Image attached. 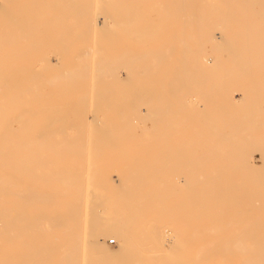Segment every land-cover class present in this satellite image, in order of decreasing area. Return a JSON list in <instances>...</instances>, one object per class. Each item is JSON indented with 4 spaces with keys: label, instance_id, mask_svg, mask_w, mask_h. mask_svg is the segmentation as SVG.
Here are the masks:
<instances>
[{
    "label": "bare ground",
    "instance_id": "6f19581e",
    "mask_svg": "<svg viewBox=\"0 0 264 264\" xmlns=\"http://www.w3.org/2000/svg\"><path fill=\"white\" fill-rule=\"evenodd\" d=\"M51 1L52 0L46 1L44 4H45V6H48L50 8L51 12L52 11L55 12L56 11L55 9L57 7L58 8L61 7L58 5L59 0H58V2H56L57 0H53V2H51ZM60 1H62V0H60ZM170 1L173 2V0H170ZM183 1L184 0H181L182 3H183ZM246 1H247L246 2V4H247L248 0H246ZM13 2L15 3L14 0H13ZM17 2L18 1H16V3ZM32 2H34V0H32ZM77 2H75L76 4L74 2L70 3V4H68L69 2H65V4H63L64 9L62 8L63 6L60 9L66 10L67 11V12H65L66 14L70 13V12L72 14L77 13V12H79V13L84 12V10H85L84 3L80 4V6H78ZM166 2H167V0H165L164 3H166ZM169 2H167V3H169ZM195 2L193 3L194 5H195ZM228 2L229 1H227V4H228ZM254 2H255V0H254ZM262 2H263V0H262ZM3 3H4V1H3ZM35 3H36V0H35ZM102 3H104V7H105V5H107V2H102ZM182 3H180V4H182ZM250 3L252 4V1H250ZM115 4L117 5V2ZM188 4H190V2H188ZM188 4L186 3V6ZM251 4L249 6H251ZM3 5L4 4H2V6ZM261 5L259 6L260 8H261ZM29 6H31V5H28L27 7L29 9H31ZM164 6H167V5H164ZM184 6L181 5L180 9L183 10ZM5 7H4V11H5ZM227 7H228V5H227ZM22 8H20V9H22ZM87 8L89 9V7H87ZM166 8L167 7H164L163 9H165V11H166ZM173 8H175V7H173ZM20 9H18V10H20ZM60 9H58V11H60ZM112 9L106 8L108 16L106 18H103V21H102L103 26L104 27L109 26V25H112L114 23V25H113V27H114L115 24L118 23L117 21H119V20L122 21V23L125 26V23L128 21L126 18L127 16L126 17L123 16L127 20L126 22H123L125 19L124 20L120 19V18H122V15H123V14L121 15L122 10H120L118 7L116 9H114V8H112ZM1 10L3 11V9H0V11ZM6 10H8V9H6ZM132 10L133 9H131V11ZM181 10H178V11H180V13H181L182 12ZM191 10H192V7H191ZM194 10H196V9H194ZM72 11H75V12L73 13ZM142 11L143 10H141V12H140L141 14L143 13ZM196 11H194L195 16L197 13ZM261 11H262V9H261ZM126 12H127V10H126ZM170 12H172V10ZM183 12H185V11H183ZM190 12H192V11H190ZM212 12H213V10H212ZM59 13L58 14L56 13V14L59 16ZM133 13H135V12L133 11ZM140 13H138V14H140ZM213 13H215V12H213ZM222 13L223 12H221L220 14H222ZM262 13H261V15H262ZM56 14L53 13V15H56ZM141 14H140V16H142L144 13L142 15ZM165 14L167 15L166 12H165ZM53 15L52 16L50 15L47 17H42V18L34 15V17L30 16V17L24 18V19H30L27 21L25 20L24 22H29V21L31 22V20L36 21L37 23L43 22V24L41 23L39 25V23L38 24L36 23L37 24V26H36L34 23V25L36 26V28L41 27L42 30H43V28H44V30H46L45 34L40 35L37 33H35V34L32 33L33 35H30V36L28 35L30 38H31V36L32 37L34 36V39L33 40L30 39V42L28 39V41H27L28 43H26V44H35V45H38V44L45 45L46 44L49 46L56 47L55 51L57 49L58 53L60 54V58L62 59L64 65L66 66V68H68V70L64 71V66H62L59 63L57 64V66L53 64L54 65L53 67L55 69H57L56 67H58V65H59V67L62 66L61 70H54V68H52L51 64H49V61L47 63V60H46L47 57L46 58L45 57H42V58L39 57V59H38L39 64H36L35 60H34L35 62L34 61L32 62L31 59H24V58H26L27 55H30L29 52L33 53V50L30 48H29L30 49L29 51H27L28 49L26 50L27 52L23 51L25 53V56L23 55V59L21 58L22 60L20 62L14 61V57L9 56V49H6V48L3 49L2 52L7 53V55L0 57V110H2V112H4L3 113L4 118H3V120L0 121V264H117V263L118 264H136V263H143V254L142 255L138 254V251L136 249L137 248V242H138V244H143L145 241H148V240H158V236H157L158 230L161 229V226H163V227L168 226V224H167L168 220H165L161 224L155 223L156 222L155 220L157 219V217H160L161 214L163 215V213L166 212V211L165 212L163 211V210H165V208L168 210V212H170V211L174 212L175 210L177 211L179 209L178 213H181V215H179V216L176 214L175 215L176 217L173 216L174 218H172V219H171V216H170V218L168 217L170 219L172 225L178 224V226H179L181 223H183L184 225H187L186 222L190 223L192 221V224H193V226L191 225V227L193 228V230L191 232V235H192L193 232H199V233L202 232L201 231L202 229L201 230L199 229V226H201V224H199V223L201 221H205V222L207 221L208 222L209 220L210 221L215 220L216 222L218 221V223H221L222 221L219 222V220H222L224 217H228L230 215V214H228V216L227 215L218 216V214L216 215V213L219 212V209H220V211H222L221 206L219 207L218 203H219V205H221V203H222V206L224 204V206H223L224 207V209H223L224 213L227 211L229 212V210H231V211L235 210L234 208H231V206H233V205H231L232 203H229L227 200L222 201L224 199L223 197L226 198L227 195L225 196V194H220V193L215 191V192H212V194H210V195H205L206 197H209V200H208L207 198H205V196L201 197L202 195H200V192L202 189L207 188V186H209L210 188H214L216 184H217V186H219L221 188L223 187V189H231V188L235 187L234 185H231V184H238V185H240V184L247 185L248 184L247 187L249 186V184H252V185L253 184L254 185L259 184L258 185V186H260L259 188L261 190L263 188L262 192L264 191V186L261 187V185L264 184V174L262 176H260V175L258 176V175H256V173L253 170H250L247 166L249 159H250L249 157L253 156L252 152H254V151L260 152V154H261L260 166L262 167V170L264 173V142H262V141L257 142V140L255 142V139L260 138V140H262L264 138L259 137V135L257 136V138L249 136L250 133L248 134V132H247L249 130L248 128L250 127L249 125H254L257 122L256 121L257 119L252 120L251 115H253V114L249 113L248 111L245 112L244 110H242V111L240 110V113L239 112L236 113L237 116H235V118L240 119V120L242 119L243 121H241V122L237 121V122H235V124L233 122H231L234 124V126L238 124L237 127L242 125L243 127H240V129L245 131V133H246V136L244 138V142H242V144L236 145L235 141H233L234 144L230 145V147H232V148H239L242 150V151L237 152V153H232L233 150L231 151L228 148H226L228 151L222 148L223 144L225 142H227V140L230 138V136L225 135L224 137H221L222 135H220V131H218L219 129L218 130L215 129L216 124H218V123H215L213 120L212 121H213V124L215 125V127H212L210 130H212L214 132V134L217 133V136H219V137H217V139H218V144H216L217 147L211 146L207 150L200 152V151H196V149H194L195 147L193 146L194 145L193 144L194 142H193V143H191V145L193 144L192 145L193 147L190 145L185 146V147H180V149H178L177 151H175L172 154H169V153H157V154H155V153H152L153 151L149 152L148 151L149 149L144 145L143 149L144 150L148 149V150H145L144 153H138V154L136 153L134 155H131V152L134 151V149L132 148V145H130L129 147H131V148H129V151H131V149H132V151L130 153L127 149L128 147H126L128 154H127L125 149L123 152H126V153H122V151H120L121 153L118 152V150H120V148L123 146V145L121 146L119 144L120 140L124 141L128 137L129 139H132L131 144H132V142H134L136 140V139L133 140L136 137L132 136L134 134V132H136L135 129L133 128L130 130L127 126V123L129 124L128 118L130 117V114H131V116L141 115L139 113V111L141 110L142 107L137 108L135 103H131V105L128 104L127 106L126 105H116V104H118L116 102H120L124 97L118 98V96H115L114 93L111 94L110 92H107L105 94L104 90L106 88H107L106 91L108 90V86L110 85L111 82L106 81L105 78L103 79L106 71L101 72L100 70H102V69H109V70L113 69V70H115V69H119V68L120 69L121 68H128L129 64L132 65L135 60H139V59L143 60L144 57L146 58L147 55H144V53L140 54V53H136V52H124V53L120 54L121 55L120 57L116 56L117 59H122L124 61V64L116 65V66H114L113 63H110V59L111 60L114 59L113 58L114 56L112 58H110V56H108L109 58H104L103 56H102L103 58H100L101 57L100 56V57H98L99 58L98 60L95 59V62L98 63L97 67L100 69L98 73L93 74V72H92L93 69L91 70L92 67H90L89 72H92L93 75L88 72V74L87 73H85V74L81 73L79 75L81 77L78 76L80 79H83V81H85L86 78H87V80L89 78L90 79L93 78L94 81H92V82L90 81L89 83L93 84L92 86H95V84L99 86L98 90L101 93V94H99V97L95 96L98 94H96V92L94 91L95 87L91 86L92 92L93 91L95 92L92 94H94V96L97 97L96 100H95V97L93 98L94 102L93 101L92 102L94 104L91 106V108L93 110V114H94V120L96 121L97 126L95 128H94L95 125L89 126V128L90 127L94 128L93 130L91 129V132H93V136L90 135L91 137H89L90 143H88V141H85V138H83V137L75 138V137L64 136V133H66V128L74 126L73 128L76 130L75 127L78 128L79 126H82L83 124H84L83 126L88 128L87 127L88 125H86V123L87 124L90 123V120H89V122L85 123L88 116H87V111L84 112V110L87 107L86 105L89 104L88 102L86 104L85 101H86L87 97H85V96H87V94L91 95L90 92L88 93V91L86 90V88H87V86L85 85L86 82L82 81L83 83H80V84L85 83L84 87H86V88H84L83 85H82V88H79V89H78V87H80V86L74 87V88H77L78 90L84 88L85 92L83 91L84 89L82 91H78L76 89V91H75V89L73 87H71L72 85H70V84H69L70 87L68 86V88L66 87L68 84L65 86L67 89L64 87V82H65L64 78H67L68 76H70V78H71V76H72L73 80H80L79 78H76V77L74 79L73 73H71V72H74L75 75L76 74L78 75L79 72H77V70H79L80 67H82V69H84L83 66H80L78 63H80V60H82L83 56L85 57L87 55H90L91 52L93 53V51L91 49L92 46L90 48V50H91L90 54L88 53V50H86V49H88V47L86 49L83 48L82 50L85 49L86 51H82L83 52L81 54L82 57H80V56L76 57V58L80 57V60L78 59L79 62L75 58V56H73V57L69 56L67 53H70L71 48L68 47L70 50H66V48L68 46L67 44L70 43L67 40L73 36V34H74V33H72L73 30H69L70 25L68 26V24H66L67 26L64 25L63 23H61L63 25H58V26L50 24L52 20H54L57 23V20L59 19V17H56L57 15L55 17ZM162 15H164V11L162 12ZM62 16H64V12H63ZM145 16H147V15H145ZM178 16H179L178 18H180V15H178ZM64 17H66V15ZM64 17H61V19ZM82 17H83V15H82ZM197 17H199V16H197ZM223 17L225 18L226 15L222 16V18ZM228 17H231V16H228ZM1 18L2 17H0V19ZM56 18H58V19H56ZM132 18H133V16H132ZM147 18H148V16H147ZM165 18H166V16H165ZM200 18L201 17H199V19ZM2 19H3V21H5V20L8 21L7 19H9V18L4 17ZM16 19H18V18L17 17L15 18V22L20 20L21 18H19L18 20H16ZM185 19L186 18L184 17V20ZM194 19L192 17V19H190V20H194ZM113 20L115 22H113ZM131 20H134V19H131ZM142 20H141V23H142ZM196 20L197 19H195L194 21L196 22ZM200 20H202V19H200ZM209 20L212 21L211 18ZM260 20H258V22ZM12 21H13V19H12ZM54 21H52V22L55 24ZM120 21L116 27H118L120 25ZM165 21H167V20H165ZM24 22H21V24ZM131 22L132 21L129 20V23L127 22L126 25H128V24L130 25ZM143 22H144V20H143ZM149 22H152L150 17H149ZM149 22H148V24H149ZM155 22H157V21H155ZM195 22H193L194 25H195ZM227 22H228V20H227ZM261 22H262V20H261ZM170 23L172 24V21H170ZM175 23L172 27L170 26L171 24L168 26H170L171 28H174L175 31H176V29L178 31V28L174 27V26H176L177 23H179V22H177V20H176ZM190 23L192 24V21H190ZM144 24H147V21ZM153 24L154 23H152V25ZM141 25H143V23ZM33 26L28 27V28L31 27L30 31H32V32H33V29H32ZM134 26H135V24H134ZM140 26H139V28H140ZM238 26H239V24H238ZM3 27L15 29V28H22V25H19V24H17V25H3ZM137 27H138V24H137ZM149 27H147V25L144 27V28H147V31H145L146 29L144 30L143 27H141L139 30H142V28H143V31H145L144 35L147 36V34H149V32L151 30V28H149ZM188 27H189V25H188ZM219 27H220V25H219ZM219 27L217 30H219ZM56 28L60 29L59 32H57L58 30H56V31H54V33L55 32H57V33L51 35L50 34L51 32H49V31L53 32V29H56ZM183 28H186V26ZM72 29H73V27H72ZM192 29H195L194 26ZM139 30H137V31L134 30L135 33L137 32L138 36H140V34L142 35V33H143L142 31H141L142 33L141 32L139 33L138 32ZM180 30H183V29H180ZM214 31L216 32L215 28H214ZM242 31H244V30H242ZM27 32L30 33L29 30L26 31V33L22 34L23 36L21 35L22 38L24 37V35H26L25 37L28 38ZM10 33H11V31H10ZM128 33L129 32H127V34ZM135 33H133L134 35H132V34L131 35L129 34V35L136 37ZM210 33H211V31L209 32V35H210ZM244 33H245V31H244ZM262 33L264 34V32H262ZM7 34H9V33H7ZM174 34H176V32H174ZM191 34H190V36H191ZM198 34L200 35V33H198ZM211 34H214V33H211ZM223 34H224V32H223ZM229 34H231V32ZM13 35L15 36V32H14V34H12V33L9 34L11 39L14 38ZM188 35H186V37ZM192 35H194V34H192ZM209 35H208V37H209ZM224 35H226V34H224ZM233 35H234V33H233ZM83 36H85V35H83ZM149 36H152V34H150ZM228 36L229 35L227 33V37ZM6 37H7V35H6ZM171 37H173V34L171 35ZM171 37L170 38L167 37L168 39H166V41L164 40L165 42H167V45L169 44L168 40H170ZM183 37L185 38V36H183ZM183 37H181V38H183ZM213 37H216V36H213ZM238 37L240 38V36H238ZM17 38H18V36H17ZM74 38H77V36ZM74 38H71V39H74ZM174 39H175V37H174ZM178 39H179V41L181 40L180 43H182V45L186 44V42H187V41L184 42V40L182 41V39H180V37ZM17 40L22 41L21 37ZM192 40H193V38H192ZM217 40H219V39H217ZM234 40H236V38ZM255 40H258V38L254 39V42L251 41V43H255ZM263 40H262V42L264 45ZM8 41L0 40V44H8L10 42H11V44H13L15 42L14 39L12 41H10V40H8ZM222 41H225V40H223V38H222ZM24 42L25 41H23V43ZM31 42H33V43H31ZM160 42L161 41H159V43ZM215 43L218 44L217 41H215ZM246 43H247V41H246ZM64 44H65V46L67 45L65 47V49H64ZM221 44H223V43L221 42ZM221 44H219V45H221ZM165 45H166V43H165ZM236 45H237V47H239L238 44H236ZM253 45L254 46L251 47L254 49V50L252 49V52L257 51L254 48L256 45L255 44H253ZM49 46H47V47H49ZM200 46L201 45H199V47ZM216 46L218 49L216 48ZM216 46L214 44V49L216 48L215 50H217L216 53L220 52L219 46L218 45H216ZM222 46L223 45H221V47ZM244 46H246V45L244 44ZM250 46H251V44L249 43V47ZM47 47H45V49H41V51L39 50V48L36 50H39V53L40 52L42 53V50H43V52L45 53V50L47 49ZM201 47H203V46H201ZM257 47L258 46H256V48ZM262 47H261V49H262ZM50 48H52V47H50ZM174 49H175V46H174ZM263 49L261 51H263ZM48 50H49V48H48ZM48 50L46 51V53L48 52ZM51 50H54V48H52ZM248 50H250V48ZM66 51H67V53H66ZM168 51H169V49H168ZM170 51H172V49ZM245 51L247 52V50H245ZM258 51L260 52L259 47H258ZM164 52L165 51H163V53ZM26 53H27V55H26ZM52 53H54V52L52 51L51 54ZM51 54L48 57H52ZM136 54H138V55H136ZM165 54H167V53H165ZM245 54L243 56L246 57L247 54L246 55ZM54 55H56V54H54ZM232 55H233V53H232ZM216 56H218V54H216ZM216 56H215V58H217ZM229 56H230V54H229ZM250 56H251V54H250ZM259 56H260V54H259ZM95 57H97V56H95ZM206 57H208V56L206 55ZM206 57L203 54L200 56L201 62H202V64H201L202 68L203 67H205V68L209 67L208 66L209 65V59H207ZM238 57H241V56H238ZM254 57H253L252 63L254 62ZM88 58H89V56H88ZM116 58L114 59L115 61H116ZM229 58L230 57L227 58V61L229 60ZM53 59H55V58H53ZM241 59H242V57L240 58V60ZM73 60H75L80 67L74 65L72 62ZM90 60H91V63L93 62V65H94V57H93V61H92V59H90ZM114 60H113V62H114ZM147 60L148 59H146V61ZM160 60H162V59H160ZM244 60H243V62H244ZM247 60H248V58H247ZM249 60H252V59H249ZM260 60H261V58H260ZM58 61L59 60H57V61L55 60L54 63L56 64V62H58ZM212 61H213V59H212ZM233 61L235 62V60H233ZM236 61H239V60L237 59ZM256 61H257V58H256ZM42 62H44V63H42ZM59 62H61V60ZM220 62H222V61H220ZM259 62H261V61H259ZM109 63L113 66H110ZM215 63H218V62H215ZM239 63H240V61H239ZM252 63H251V65L254 66V63L253 64ZM222 64H223L222 67H224V62ZM89 65H90V63H89ZM239 65L237 64V66L233 68L234 72H235L234 69L239 70ZM242 65H244L243 66V72L244 71L246 72L247 68H249V65H250L249 62H245ZM142 66H144V65H142ZM142 66L140 68H142ZM234 66H235V64H234ZM86 67H87V65H86ZM178 67H180V66H178ZM216 67H218V65ZM50 68H52V70H50ZM74 68L77 70H75ZM130 68H131L130 69L131 73H129V74H130L131 78L133 76H134V78H136L137 76L139 78V76H140L143 79V77L146 75L158 73V72H154V71H156V66H155V70H154V68L151 69V66H150V68L148 67V68H143V69H139V70L137 68H134L133 65ZM158 68H161V67H157V69ZM71 69H73V70H71ZM176 69H178V68L176 67ZM152 70H154V71H152ZM198 70H199V68H198ZM202 70H204V68ZM231 70L232 69H230V72H231ZM263 70H264V68H263ZM80 71H82V70H80ZM167 71H168V67H166V71L164 69L163 70L160 69L159 74H161L163 77H165L164 80H166V76L168 74ZM170 71H172V70H170ZM109 72H111V71H109ZM179 72H181V70ZM237 72L240 73V71H237ZM185 73H186V75H184V76L189 78L191 73L189 72L190 73L189 76H187L186 71H185ZM203 73H204V71H203ZM257 73L258 72L256 71V74ZM260 73H261L260 76L263 77L264 72H263V74H262V72H260ZM117 74H116V76H117ZM155 74H153V75H155ZM179 74H181V73H178V72H174L173 74L171 73L172 76L174 75L173 76L174 78H172V76H171V78L173 79V82H174V80L176 82V79H178V78L180 79L182 74H181V76ZM94 75H97V76H94ZM111 75H112V72H111ZM176 75H178L179 77L176 78L175 77ZM197 75H198V73H197ZM202 75L206 76V77H203L206 79L210 76V75L207 76L206 73H204ZM229 75H230V73H229ZM252 75H254V73ZM260 76H257L256 79H254V81H257V79L259 80ZM111 77H113V76H111ZM117 77L120 78L119 75ZM254 77H255V75L253 76V78ZM114 78L117 80V78L115 76H114ZM114 78H112L113 79V86H115L114 81L115 82L118 81V80L116 81ZM138 78H136V79H138ZM247 78H248V80L250 79V81H253L251 75H250V78L249 77H247ZM112 79L108 78V80H111V81H112ZM181 79H183V78H181ZM233 79H236V78L234 77ZM233 79H230L231 83H233V81H232ZM32 80H39L42 86H45L46 88H48V91L45 93V101H42L41 99H39L37 97H33L32 100L29 103H27L26 100L24 99L23 93H24V91H26V90H24L25 89L24 85H27L28 82H30ZM164 80H163V82H164ZM184 80L183 81L181 80V82L186 81V80L185 81ZM189 80L190 79H188V81ZM204 80L205 79H203V81ZM238 80H240V79H238ZM238 80L236 79L237 84L241 83L244 85L243 87L247 86V84H248L247 79H245L246 80L245 82L247 84H244L245 83L243 81L244 79H242V82L241 81L239 82ZM128 81H130V79ZM168 81L165 82L164 86L160 85L163 87L162 88L163 93H164V90H165V92L168 91V90L166 91V89H165L166 85L168 84ZM227 81L229 83V80H227ZM75 82H77V81H74V84H75ZM78 82H80V81H78ZM119 82H120V79H119ZM119 82L116 83L118 86H119V84H118ZM122 82L124 83V81H122ZM131 82L135 83V81L134 82L131 81ZM138 82H139V80H138ZM173 82L171 80V83L173 84V86L174 85L177 86L180 83L179 82V83L175 84ZM123 83H121V84H123ZM125 83H127V82H125ZM252 83H254V82H252ZM74 84H73V86H74ZM77 84L79 85V83H77ZM229 84H228V86H229ZM259 84L262 85L261 82H259ZM204 85H205V83L203 84V87H204ZM234 85L232 87L230 86L231 89L234 87ZM251 85L252 84H250L249 88L252 87ZM110 86L112 87V83ZM122 86H124V85H122ZM213 86H211V88H207V90H205V92H204L205 93V99H206L205 105H207L208 109L206 110L204 107L203 110H206L205 111L206 113L209 112V110H210L209 116H206L208 113L205 114L207 119L204 116V114L200 115L204 112L202 110V108L200 109V107L197 108V106H196V105H199L198 103H200V102L196 101L197 104L194 105V107L196 106L195 108H193L191 105V108L194 109L193 110L194 112H195V110H198L197 112H199V110H202L199 113V115H198V113L196 115L200 116V117L202 116L201 119H204V121L209 120L208 117H210L211 113L214 116H218V115H220V113H222V114L224 113V114H226V116L228 114L230 115V111H228V110H230V109L233 110V108H235L234 110L236 112V111H238L236 109H238L239 106H241L240 107L241 109H243V107H244L245 110H248V108L251 107V110H252L253 108L258 107V102L260 101V99L264 100V89L256 90L255 89L256 86L254 88V85L251 89L244 88L243 91L238 90L239 88H237V87L236 88L234 87V90H237V92L242 91L241 97L239 99L233 94L234 90H233V92H231V89H229L230 92L226 91L225 93H221L222 89L224 92L226 89L228 90L229 87L221 86V88L222 87L223 88L222 89L220 88V92H219L218 87H215L213 89L212 88ZM97 87H96V89H97ZM167 87H168V89L170 88L169 86H167ZM180 87H182V85ZM225 87H226V89H224ZM243 87L241 85L240 89H242ZM119 88H121V87L119 86ZM183 88L180 89L179 95L182 93ZM69 89H71V90L73 89L72 92H70ZM90 89H88V90L90 91ZM100 89L103 90L104 94H103V92L100 91ZM121 89H123V87ZM121 89H119L120 92L124 91L126 88L124 87V90H122V91H121ZM129 89H131V88H129ZM129 89L126 90V91H128L127 93L132 94V92H131L132 90L130 91L131 92L130 93ZM146 89L144 92H147ZM216 89H217V91H216ZM66 90H69L68 92H70V94L74 93V95L78 91L76 97H79V98L71 100L70 98H72L74 96V95L72 96V94L71 95L69 94L70 98L66 97V95H65L67 93ZM133 90H134L133 91V94H134L135 89H133ZM126 91H124V93H123L124 95H125ZM200 91H201V89H200ZM64 92H66V93L64 94ZM114 92H115V90H114ZM53 93H55L56 95L55 94L53 95ZM83 93H87V94H83ZM135 93H137L136 95L138 96V92H135ZM79 94L82 96H78ZM117 95H119V94H117ZM120 95H122V94H120ZM151 95H152V93H151ZM156 95L159 96L160 94H156ZM184 95L181 94L179 96L180 100H183V98L184 99L188 98L189 94H187L185 96ZM126 96H127V94H126ZM168 96H169V98L171 97L168 94V95H166V98H168ZM181 96H183V98ZM201 96H204V95H201ZM201 96H199L200 98H198V101H201L203 103V102H205L204 101L205 99L203 97L202 98L204 100L201 99ZM64 97H65V100H64ZM90 97L92 98L93 96L91 95ZM90 97H89V99H90ZM163 97H165V96L163 95ZM175 97H177V96H175ZM67 98H68V100H67ZM154 98L159 101V99H157V98H160V97H154L153 96V99ZM153 99H152V101L156 102V100L155 99L153 100ZM172 99L175 100L173 97H172ZM191 99L192 98H190V100L188 99L189 104H192V103H190ZM51 100H54V101L58 100L59 102L53 103ZM124 100L125 99H123L122 101H124ZM131 100H129V101H131ZM134 100L136 101L138 99H134ZM178 100H175V103H176L175 105L178 104L177 102H180V100L179 101ZM64 101H65V103H64ZM135 101H133V102H135ZM170 101H171V99H170ZM163 102H162L163 106L165 104H167V103L163 104ZM181 102H184V100ZM194 102H195V100H193V103ZM114 103H116L115 105L117 106V108H114V110H113L111 108L113 107L112 105ZM126 103H124V104H126ZM170 103H172V104H174V103L172 101L171 102L168 101L169 105L167 104L168 107L170 106L169 109L172 110L171 109L172 106ZM188 103H185V105ZM241 103H243V104L240 105ZM148 104H150V103H148ZM148 104H147L146 108L148 107ZM182 104H184V103H182ZM167 105H166V107L161 106V109L163 110L166 108L165 110H167V113H169ZM110 106H112V107H110ZM183 106H182V108H183ZM105 107H106V109L108 107V108H110L111 111L113 110L115 113L116 112L117 113L116 114H107L110 112V110H107L109 112H107L106 114H102L100 112L101 108H105ZM173 107L176 108L174 105H173ZM236 107H238V108H236ZM76 108L81 109V110L78 111L79 112L78 114H74L72 117H68V114L64 113V110H66V109H73L74 110ZM150 108L152 109V111L150 112V115L147 114L149 116V118L152 119L151 117H153V119H154V116H157V119H156L155 123L153 124L154 126H152L155 129L157 127V126L155 127V124L158 126L160 124V126H161V123H162L163 126L160 127L161 129L162 128L164 129L165 126H168V125H166L167 122H168L169 126L172 125L173 123L176 125V122H174V121H173V123H172V121H169V120L166 122V120L168 118L163 119V118H165V115H164V117L162 115L165 112V110H164V112L162 110H160V112H159L160 107L158 108L157 105L156 106L150 105ZM259 108H257V110L254 109L252 112L254 114L257 113V115H258L257 111H260ZM137 109H138V111H137ZM177 109L179 110V108H177ZM73 110L70 111L71 114H73L72 113ZM178 110L176 111V113H178ZM179 111H181V110H179ZM193 111H192V113H193ZM261 111H263V110H261ZM70 112H68V113H70ZM183 112L185 114L184 113H182V114L178 113L177 116H179V114L180 115L184 114V116H186L188 113H189L188 116H190V114H191L190 113L191 111L190 112L183 111ZM186 112H188V113H186ZM235 112H231V113L235 114ZM176 113H174V114L176 115ZM6 114L9 115L8 116L9 118L5 117ZM233 114H231V117L233 116ZM260 114H261V112H260ZM128 115H129V117H128ZM159 115H160V117H159ZM196 115H194V116L192 115L193 119L190 117L192 119L193 125L196 124L197 122H199L197 120H196L197 122L195 121ZM173 116L170 115L171 118H169V119L173 120L172 119ZM188 116H187V118H188ZM249 116L251 117L250 118L251 120L246 119V118H249ZM176 117H175V120L179 121V120H177L178 117L177 118ZM181 117H180V121H179L180 123H181ZM183 117H182V119H184ZM200 117H198V118H200ZM221 117H224V116H220V118ZM262 117H264V116H262ZM27 118H33L32 122L28 121L30 123L28 126L23 125V123L25 124V122H26L25 120H27ZM66 118H68V119L66 120ZM144 118L146 120L147 117H144ZM260 118H261V116H260ZM131 119H132V117H131ZM191 119H189V120L191 121ZM201 119H198V120H201ZM214 119H216V117ZM223 119H219V116H218V119H216V120H223ZM228 119H230V117H228ZM13 120H17V122L19 124L18 130L13 129V127H12ZM94 120H92V121H94ZM141 120H143V119H141ZM227 120H226V123H228ZM188 121H184V122L187 123ZM169 122H171V123H169ZM179 122H177V123H179ZM186 123H184V124H186ZM192 123L191 124L189 123L191 125L190 128H192ZM220 123L224 124V122H222V121H220ZM91 124H92V122H91ZM174 124L172 125L173 127H174ZM184 124L182 121V125H184ZM189 124H188V128H189ZM178 125H176V128L178 129V127H179V130H181L182 128L184 129L186 127V125H184L185 127H183V126L180 127L181 124L179 126ZM197 125L199 126V128H201L199 123ZM202 125H204V123ZM129 126H131V125H129ZM169 126H168V128L173 130V127L170 126L171 127L170 128ZM80 128H83V127H80ZM80 128H78V129L80 130ZM150 128L151 127H149V129ZM176 128L174 127V129H176ZM161 129L157 130V131L160 130L159 132H157V131H155V132H157V133L162 132L161 134H159L160 136L162 134L169 136V133L171 130H168V135H167V133L165 132L167 130V128H165L163 130L165 133H163V131H161ZM183 129H182V131H183ZM207 130L210 131L208 129V127H207ZM182 131H180V132L177 131V133L178 132L181 133ZM184 131H185L184 133L187 132L185 129H184ZM197 131H198V129H197ZM257 131L259 132L260 130H257ZM171 132H172V136H169L168 138L166 137L169 140H170V137H173V135H174L173 133L176 131L173 130ZM202 132H203V130L201 131L200 134H202ZM262 132H263V130L261 132H259V134ZM184 133L181 135L184 136L185 135ZM128 134H131V135L129 136ZM156 135L157 134H155L154 136H156ZM138 136H139V134H138ZM201 136L199 137L200 141H201ZM204 136H207V135H204ZM204 136H202V137H204ZM161 137L163 140V137H165V136L163 135ZM161 137H159L158 140H160ZM209 137H211V136H209ZM252 138L254 139V142H253ZM137 139H139V138L137 137ZM140 140H138V142L136 140V144L143 142L142 140L141 141ZM169 140H166V143ZM199 140H198V138L196 139V145L199 144V142H200ZM127 141H128V139H127ZM193 141H195V140H193ZM230 141H232V140L230 139ZM143 143L142 144L140 143L138 145L143 146ZM154 143H156V141ZM134 144H135V142H134ZM211 144H213V143H211ZM138 145H137V147H138ZM155 146H156L155 148L158 150L159 147L157 148V145H155ZM124 147H125V145H124ZM249 147H252V149H253V151L251 153H248V151H246V149L247 148L249 149ZM139 148L140 147H138L137 149H139ZM87 149H89L90 151L88 150L86 152ZM154 149H151V150H154ZM141 150L142 149H139V151H141ZM229 150L231 152H229ZM136 151L137 150H135L132 153H135ZM147 151L149 153L145 154V152H147ZM233 152H235V151H233ZM260 154H259V156H260ZM109 159H110V161L113 160L114 163L113 162L110 163ZM115 163H117L118 165L120 164V166L116 167V168H118L116 170L117 171V173H116L117 179L113 180L111 177V174H110V170L115 168V167H113V165L115 166ZM178 174L183 175L182 179L184 182H182V184H185V185L193 184V187H195V189L188 191L189 195H187V194L186 195H180V198H179L180 201H178L179 203H177V205L179 207L181 206L182 208L180 207L181 208L180 209L176 205L178 209L177 208H175V209L171 208V210H169L166 207L167 204L166 205L164 204L165 208H164L163 204H161L163 207L161 205H159V207H160V209H159V208H157L158 206L156 205L157 207H155V208L159 209L160 211L158 212L159 214L157 213L158 210H156L155 212L153 211V214L155 213L156 216L157 215H160V216L156 217L153 214H148V216L146 217L145 213L150 210L151 205L146 204L145 202H137L136 198L139 197V194L142 191L141 188H138V186H139L138 184H140V185L141 184H149V185L150 184H169V186H172V184H177V182L179 181ZM195 184H197V186ZM198 184L200 186H202L201 184H203V186L200 187V186H198ZM205 184H207V185H205ZM185 185H183V187ZM146 187H147V185H146ZM174 187H175V185H174ZM183 187H182V189H180V191L183 190ZM185 187H187V186H185ZM244 187H246V186H244ZM250 187H251V185H250ZM255 188L256 187H254V189ZM260 189H259V191H260ZM100 190H103V192H100ZM178 192L179 191H177L176 193H178ZM226 193H228V192L226 191ZM254 193L255 192H253V194ZM141 194H142V192H141ZM162 194H164V193H162ZM248 194L251 195V193H248ZM259 194H260L259 197L257 196L256 198H261V199H262V197L264 198L263 194H261L260 192H259ZM190 195H191V198L189 197ZM231 195L232 196L234 195L233 198H235V195H237V197H238V194L237 193L235 194V192H234V194H231ZM142 196H144V198H145V194ZM151 196H152V194H151ZM243 197L247 198V201H248L251 199L252 196L250 197V199L248 198L249 196L247 197V194L243 195ZM166 198H169V197H166ZM213 198H214V201H212ZM218 198H221L222 202H220L218 200ZM227 199H228V197H227ZM215 200H218L217 206L219 207V209H218V207L216 209L215 208L216 206L214 207V204H216ZM192 202H193V204H195L197 206V207H195L194 205H192L195 207V210H194V208H192L193 211L191 208H190V210L188 208L185 209L186 204H191ZM149 203H150V201H149ZM180 203H182V204H180ZM253 203L254 202H252V206H253ZM259 203H260L259 201L257 203H254V204H257L258 206L254 205L253 207H256V206L259 207L260 206ZM245 204H248V202H245ZM228 205H230V206H228ZM246 206L247 205H245V207ZM245 207H244V209H245ZM248 207H250V206H248ZM260 208L262 209L263 207H260ZM244 209H241V210H243V212H244L245 211ZM258 209L255 211L256 213L261 212L260 211L261 209H259V211H258ZM231 211L229 213H232ZM246 211H248V209H246ZM238 212H240V210L236 211V213H238ZM253 212H254V210H253ZM262 212H263V210H262ZM241 213H242V211H241ZM246 213H248V212H246ZM116 215H118V217ZM163 216H165V215H163ZM161 218H162V216H161ZM118 219L122 221L121 226H118L116 224V221ZM225 219H227V218H225ZM258 220L259 219L257 218V220H255V221H258ZM260 220H262V218ZM263 220H262V222H264ZM218 223H216V224H218ZM254 223L252 225H249V224L243 225L242 226L243 231L240 234H238V236H237V238L239 239L238 242L245 245L248 252L250 253L245 257V262L243 264H246V263L247 264H260V263L263 264L264 263V261H263L264 260V238L260 239L264 235V233H262V231H264V230H262V231L260 230L261 225L259 224V222H256L255 224ZM210 224H212V223H210ZM188 226H189V228H191L189 224H188ZM205 231H207V229ZM166 232H167V230H166ZM99 236H103V237H105V239H107L106 238L107 236H110L114 239V241L116 240L118 242L117 251H109V249L107 248V245H104V244H102L103 242L100 243L98 241ZM209 236L210 235H208V238L212 237V236L211 237H209ZM132 241L136 242V243H133ZM185 241L187 244V243L191 242V239H188ZM225 241H226L225 236L215 235L214 239L212 238L210 240L208 247L199 248L200 252H204V253L205 252H210V253L213 252V253H216L215 255H219V256H221L222 259H225L226 252H227V248L224 249V247L226 246Z\"/></svg>",
    "mask_w": 264,
    "mask_h": 264
},
{
    "label": "rangeland",
    "instance_id": "374dc122",
    "mask_svg": "<svg viewBox=\"0 0 264 264\" xmlns=\"http://www.w3.org/2000/svg\"><path fill=\"white\" fill-rule=\"evenodd\" d=\"M1 2H0V7L2 6V4H4L3 6L5 7V11H4V7L2 8H0V9H3V11L1 10L0 11V17H2V18H4V17H6V18H9V19H7L8 21H3V19L1 18L0 19V40H6V41H8V40H10V41H12L13 39H14V43L13 44H11V42L10 43H8V44H0V57H2V56H5V55H7V53H3L2 51H3V49H9V56H12V57H14V61H17V62H20L22 59H23V55L25 56V53L24 52H27V51H29L30 49H32L33 50V53L32 52H29V54L30 55H27V53H26V58H24V59H31L32 60V62L34 61L36 64H39V62H38V59H39V57H47L46 58V60H47V63H48V61H49V64H51V66H52V68H54L53 66L54 65H56L57 66V64L59 63V64H61L62 66H64V71H66V70H68V68H66V66L64 65V63H63V61H62V59L60 58V54L58 53V51H57V49H56V51H55V48L56 47H53V46H49V45H42V44H38V45H35V44H26V43H28L27 41H28V39H29V42H30V39H34V36L32 37L31 36V38L29 37L30 35H33V34H35V33H37V34H45V32H46V30H44V28H43V30H42V28L41 27H37L36 28V26H37V24L39 23V25L42 23L43 24V22H36V21H33V20H31V24L29 23V22H24L25 20L27 21V20H30V19H24L25 17H34V15L35 16H38V17H40V18H42V17H47V16H52L53 15V13H59V16L57 15H53L54 17L56 16V17H59V19L58 18H56V19H58L57 20V23L54 21V20H52V21H54L55 22V24L51 21V23L50 24H53V25H56V26H58V25H66V24H68V26H69V30H73V32L72 33H74L73 34V36L71 37V38H74V37H76L77 36V38H74V39H68L67 41L68 42H70V43H66L67 45V48H66V50H70L68 47H70L71 48V50H70V53H67V51H66V53L69 55V56H75V58L76 57H78V56H80V57H82L81 56V54L83 53L82 51H86V50H88V53L90 54V52H91V50H90V48H91V46H92V51H93V53L91 52V54L90 55H87V56H83L82 57V60H80V57L79 58H76L77 60L79 59L80 60V63H78L80 66H83V68L84 69H82V67H80L78 64H77V60L75 61V60H73L72 62H73V64L74 65H76V66H79L80 67V69L79 70H77V69H75V70H77V72H79V74L77 75H75L74 74V72H71V73H73V77H74V79H75V77L76 78H79V77H81V76H79L81 73H87L88 74V72H89V68L90 67H92L91 68V70H92V72H93V74H96V73H98L99 72V68L97 67V62H95V59L96 60H98L99 58L98 57H100V58H109L108 56H110V58H112L113 56V58L115 59L116 58V56H118V57H120L121 55L120 54H122V53H124V52H136V53H140V54H142V53H144V55H147L146 56V58L144 57V59L142 60V59H139V60H135L134 62H133V67L134 68H137L138 70L139 69H143V68H150V66H151V69L152 68H154V70H155V66H156V71H154V70H152V71H154V72H158V73H153V74H155V75H153V74H151V75H146V76H142L143 77V79L139 76V78H138V76L136 77V78H138V79H136V78H134V76L131 78L130 77V74L129 73H131V71H130V67L132 66L131 64H129V67L128 68H119V69H115V70H113V69H111V70H109V69H102V70H100L101 72L103 71V72H105V75H104V77H103V79L105 78L106 79V81H108V82H111L112 83V87L110 86L111 85V83H110V87L108 86V90L106 91V89L104 90L105 91V94L107 93V92H110L111 94H113L114 93V95L115 96H118V98H123V99H125L124 101H120V102H116V103H118V104H116V103H114L112 106H110V107H112L111 109H113L114 110V108H117V106L116 105H131V103H135V105L137 106V108H140V107H142L141 108V110L139 111V113L141 114V115H134V116H131V114H130V117H129V115H128V121H129V124L127 123V126H128V128L131 130V129H135V131L136 132H134V134L132 135V136H135L136 138H134L133 140H137V142H138V140H142L143 142H140L141 144L143 143V146L142 145H138V144H140V143H137L136 144V140L134 141L135 142V144H134V142H132V144H131V141H132V139H129L128 137L126 138V140H124V141H122V140H120V145L122 146L121 148H120V150H118V152H120V151H122V153H126L127 152V154H128V151H129V148H131V147H129L130 145H132V148L134 149V151L135 150H137L135 153H132V152H134V151H132V149H131V151H129V153L131 152V155H134V154H138V153H144V151L145 150H148L149 152H152V153H155V154H157V153H169V154H172V153H174L175 151H177L178 149H180V147H185V146H188V145H190V146H192L193 144V146L195 147L194 149H196V151H204V150H207L209 147H217V145L216 144H218V139H217V137H219V136H217V133L216 134H214V132L212 131V130H210L212 127H215V125L213 124V121L215 122V123H218V124H216V127H215V129H219L218 131H220V135H222L221 137H224L225 135H227V136H230V138L227 140V142H225L224 144H223V149H225V150H227L226 148H228V149H230L231 151L233 150V151H235V152H233L232 151V153H237V152H240V151H242L241 149H239V148H232V147H230V145L231 144H234V142L233 141H235V144L236 145H239V144H242V142H244V138H245V136H246V133H245V131H243V130H241L240 129V127H243L242 125L241 126H239V127H237L238 126V124L237 125H235L234 126V124H235V122H237V121H239V122H241V121H243L242 119L240 120V119H237V118H235V116H237V114L236 113H240V110L242 111V110H244L245 112H249V113H252L253 115H251L252 116V120H255V119H257L256 121V123L254 124V125H249L250 127L248 128L249 130L247 131L248 132V134L250 133V137H254V138H257V136L259 135V137H263L264 138V117H262V116H264V100L263 99H260V101L258 102V107L257 108H259V110L260 111H257L258 112V115H257V113H253L252 111L255 109V110H257V108H253L252 110H251V107H249L248 108V110H245V108L243 107V109H241L240 107L241 106H239V108L238 107H236V108H238V109H236V110H238V111H236L235 112V108H233V110L232 109H230V110H228V111H230V115L228 114L227 116H226V114H222V113H220V115H218L219 116V119H223V120H216V119H218V116H214V115H212V113H211V115H210V117H208V121L207 120H205L204 121V119H201L202 118V116L200 117V116H197L196 114L198 113V115H199V113L204 109V107H205V109L207 110L208 109V107H207V105H205V103H206V99H205V90H207V88H211V86H213L212 88L214 89L215 87H218V90H219V92H220V88H221V86H227V87H229L228 88V90L226 89V87L224 88V89H226L224 92H223V87L221 88L222 89V91H221V93H225L226 91H228V92H230L229 91V89H231V87L236 83L237 84V81H236V79L238 80V79H240V80H238L239 82L241 81L242 82V79H244L243 81L245 82L246 80L245 79H247V83L245 82L244 84H247V86L246 87H243L244 85L243 84H241V83H238L236 86L234 85V87L236 88H239L238 90H244V88H248V89H251L252 87H253V85H254V88H255V86H256V90H261V89H264V74H263V72H264V70H263V68H264V45H263V42H262V40L264 39V34L262 33V32H264V0H263V2H262V0L260 1V0H255V2H254V0H248V3L246 4V0H184L183 1V3L181 2V0H173V2L172 1H170V0H167V2H169V3H164L165 2V0H62V1H60L59 0V3H58V5L59 6H63L62 8L64 9V5L63 4H65V2H69L68 4H70V3H75V2H77V5L78 6H80V4H83L84 3V8H85V10H84V12H77V13H74L75 11H72L74 14H72L71 12L70 13H65V12H67L66 10H61L60 8H56L55 10V12L54 11H52L51 12V10H50V8L48 7V6H45V2L46 1H50V0H36V3H35V0H34V2H32V0H14L15 1V3L13 2V0H3L4 1V3H3V1L2 0H0ZM7 1V2H6ZM11 1V2H10ZM16 1H18L17 3H16ZM64 1V2H63ZM197 3H196V2ZM227 1H229L228 2V4H227ZM242 1V2H241ZM250 1H252V4L250 3ZM20 2V3H19ZM51 2H53V0L51 1ZM55 2V1H54ZM56 2H58V0L56 1ZM102 2H107V5H105V7L108 9H112V8H114V9H116L117 7L120 9V10H122V13H121V15H122V18H120L121 20L123 19H125L123 16H127L126 18H127V20L125 19L123 22H128L129 23V20L130 21H132L131 23H130V25L128 24V25H126L127 24V22L125 23V26H124V24L122 23V21H120V25L118 26V27H116L118 24H119V21H117L118 23H116L115 24V26L113 27V25H114V23L112 24V25H109V26H103V23H102V21H103V18H106L107 16H108V13H107V10H106V8L104 7V3H102ZM117 2V5L115 4ZM175 2V3H174ZM178 2V3H177ZM188 2H190V4H188ZM195 2V5L193 4ZM262 2V3H261ZM79 3V4H78ZM119 3V4H118ZM180 3H182V4H180ZM186 3L188 4L187 6H186ZM251 4V6H249L250 4ZM262 5H261V4ZM20 4V5H19ZM67 4V3H66ZM76 4V3H75ZM180 4V5H179ZM193 4V5H192ZM243 4V5H242ZM257 4V5H256ZM28 5H31V6H29L31 9H29L27 6ZM87 5V6H86ZM164 5H167V6H164ZM175 5V6H174ZM181 5L182 6H184L183 7V10H181L180 8H181ZM197 5V6H196ZM227 5H228V7H227ZM261 5V8L259 7ZM33 6V7H32ZM196 6V7H195ZM256 6V7H255ZM23 7V8H22ZM72 7V6H71ZM87 7H89V9L87 8ZM164 7H167L166 8V11H165V9H163ZM173 7H175V8H173ZM191 7H192V10H191ZM20 8H22V9H20ZM73 8V7H72ZM91 8V9H90ZM187 8V9H186ZM196 9V10H194V9ZM6 9H8V10H6ZM18 9H20V10H18ZM58 9H60V11H58ZM88 9V10H87ZM131 9H133L132 11H131ZM185 9V10H184ZM211 9V10H210ZM215 9V10H214ZM261 9H262V11H261ZM30 10V11H29ZM113 10V9H112ZM126 10H127V12H126ZM141 10H143L142 12L144 13H140L141 12ZM172 10V12H170ZM178 10H181L182 12L180 13V11H178ZM196 11L197 13H196V16L194 15V11ZM212 10H213V12H215V13H213L212 12ZM133 11L135 12V13H133ZM164 11V15H162V12ZM183 11H185V12H183ZM190 11H192V12H190ZM201 13H200V12ZM209 11V12H208ZM248 11V12H247ZM63 12H64V16L66 15V17H64V16H62L63 15ZM150 12V13H149ZM165 12L167 13V15L165 14ZM180 14H179V13ZM221 12H223L222 14H220ZM263 12V13H262ZM127 13V14H126ZM138 13H140L142 16H140V14H138ZM146 13V14H145ZM161 13V14H160ZM173 15H172V14ZM176 13V14H175ZM191 13V14H190ZM261 13H262V15H261ZM77 14V15H76ZM134 14V15H133ZM136 14V15H135ZM209 14V15H208ZM212 14V15H211ZM233 14V15H232ZM82 15H83V17H82ZM145 15H147L148 16V18H147V16H145ZM151 15V16H150ZM176 15V16H175ZM178 15H180V18H178L179 16ZM201 15V16H200ZM211 15V16H210ZM225 16L226 15V17L224 18H222V16ZM257 15V16H256ZM130 16V17H129ZM132 16H133V18H132ZM144 16V17H143ZM165 16H166V18H165ZM193 17V19L195 18V19H197L196 20V22L194 21V20H190V19H192V17ZM197 16H199V17H201L200 19H202V20H200L199 19V17H197ZM228 16H231V17H228ZM21 18L20 20H18V19H16V20H18V21H16L15 22V18ZM61 17H64V18H62L61 19ZM143 17V18H142ZM149 17H150V19L152 20V22H149ZM177 19H176V18ZM184 17L186 18L185 20H184ZM221 17V18H220ZM93 18V19H92ZM134 19V20H131V19ZM144 20V22H143V20ZM177 20V22H179V23H177V25L176 26H174V27H177L178 28V31H177V29H176V31L174 30V28H171L173 25H174V23L176 22V20ZM211 18V20L212 21H210L209 19ZM262 18V19H261ZM12 19H13V21H12ZM163 19V20H162ZM167 20V21H165V20ZM199 19V20H198ZM224 21H223V20ZM262 20V22H261V20ZM23 20V21H22ZM141 20H142V23H143V25H141L142 23H141ZM147 21V24H144V23H146V21ZM227 20H228V22H227ZM258 20H260L259 22H258ZM20 21V22H19ZM140 21V22H139ZM155 21H157V22H155ZM170 21H172V24L170 23ZM175 21V22H174ZM190 21H192V24L190 23ZM8 22V23H7ZM21 22H24V23H22L21 24ZM96 22V23H95ZM113 22H115L114 20H113ZM135 22V23H134ZM148 22H149V24H148ZM167 22V23H166ZM193 22H195V25L193 24ZM27 23V24H26ZM29 23V24H28ZM34 23H35V25H34ZM37 23V24H36ZM61 23H63V24H61ZM138 24V27H137V24ZM152 23H154L153 25H152ZM202 23V24H201ZM261 23V24H260ZM17 24H19V25H22V28H15V29H12V28H4L3 27V25H17ZM134 24H135V26H134ZM152 26H151V25ZM167 24V25H166ZM171 24V25H170ZM176 24V23H175ZM212 26H211V25ZM238 24H239V26H238ZM33 26V32L32 31H30L31 30V27L30 28H28L29 26ZM141 25V26H140ZM147 25V27H149V28H151V30H150V32H149V34H147V36H145L144 35V33H145V31H147V28H144L145 26ZM168 25H170V26H168ZM188 25H189V27H188ZM219 25H220V27H219ZM228 25V26H227ZM2 26V27H1ZM24 26V27H23ZM26 26V27H25ZM67 26V25H66ZM111 26V27H110ZM139 26H140V28L141 27H143L144 28V30L145 31H143V28H142V30H139L140 28H139ZM186 26V28H183V27H185ZM193 26H194V28L195 29H192L193 28ZM198 26V27H197ZM202 26V27H201ZM208 26V27H207ZM227 26V27H226ZM72 27H73V29H72ZM137 27V28H136ZM192 27V28H191ZM200 27V28H199ZM207 27V28H206ZM218 27H219V30H217L218 29ZM26 28V29H25ZM210 28V29H209ZM214 28L216 29V32L214 31ZM180 29H183V30H180ZM240 29V30H239ZM29 30V32L31 33H28L27 34V37L28 38H26L25 36L26 35H24V37L22 38V34H24V33H26V31H28ZM56 30H58L57 32H59V30L60 29H58V28H56V29H53V32L52 31H49V32H51L50 34L51 35H53V34H55V33H57V32H55L54 33V31H56ZM134 30H139L138 32L140 33L141 31L143 32H141L142 33V35L140 34V36H138L137 35V32L135 33V31ZM196 30V31H195ZM207 30V31H206ZM213 30V31H212ZM242 30H244L245 31V33H244V31H242ZM10 31H11V33L12 34H14V32H15V36L13 35V39H11V37L9 36V34H11L10 33ZM93 31V32H92ZM211 31V33H214V34H211L210 33V35H209V32ZM220 31V32H219ZM43 32V33H42ZM85 32V33H84ZM127 32H129L128 34H127ZM132 32V33H131ZM152 32V33H151ZM174 32H176V34H174ZM182 32V33H181ZM184 32V33H183ZM219 32V33H218ZM223 32H224V34H226V35H224L223 34ZM231 32V34H229ZM234 33V35H233V33ZM7 33H9V34H7ZM33 33V34H32ZM84 33V34H83ZM132 35H134L133 33H135V36L136 37H133V36H130L131 34ZM138 33V34H139ZM147 33V32H146ZM194 34V35H192V34ZM198 33H200V35L198 34ZM227 33H228V37H227ZM256 33V34H255ZM49 34V35H50ZM77 34V35H76ZM85 35V36H83V35ZM130 34V35H129ZM150 34H152V36H149ZM173 34V37H171V35ZM182 34V35H181ZM185 34V35H184ZM189 34V35H188ZM190 34H191V36H190ZM239 34V35H238ZM250 34V35H249ZM255 34V35H254ZM260 36H259V35ZM4 35V36H3ZM6 35H7V37H6ZM18 36V38H17V36ZM22 35V36H21ZM29 35V36H28ZM48 35V36H49ZM175 35V36H174ZM181 35V36H180ZM186 35H188L187 37H186ZM208 35H209V37H208ZM224 37H223V36ZM245 35V36H244ZM12 36V35H11ZM83 36V37H82ZM138 36V37H137ZM142 36V37H141ZM183 36H185V38L183 37ZM201 38H200V37ZM213 36H216V37H213ZM232 36V37H231ZM238 36H240V38L238 37ZM254 36V37H253ZM6 37V38H5ZM17 39H19L20 37H21V39H22V41L21 40H17ZM92 37V38H91ZM167 37H171V39L170 40H168L169 42V44L167 45V42H165L166 41V39H168ZM174 37H175V39H174ZM180 37V39H182V41L184 40V42H186V44H183L182 45V43H180V41H179V38ZM181 37H183V38H181ZM5 38V39H4ZM50 38V37H49ZM52 38V37H51ZM192 38H193V40H192ZM199 38V39H198ZM222 38H223V40H225V41H222ZM226 38V39H225ZM236 38V40L238 41H236V40H234ZM249 38V39H248ZM258 38V40H255V43H251V41L252 42H254V39H257ZM93 39V40H92ZM146 39V40H145ZM173 39V40H172ZM217 39H219V40H217ZM246 39V40H245ZM17 40V41H16ZM31 40V41H32ZM165 40V41H164ZM21 41V42H20ZM23 41H25L24 43H23ZM159 41H161L160 43H159ZM176 43H175V42ZM194 41V42H193ZM200 41V42H199ZM215 41H217L218 42V44L217 43H215ZM240 41V42H239ZM246 41H247V43H246ZM264 41V40H263ZM9 42V41H8ZM18 42V43H17ZM72 42V43H71ZM127 42V43H126ZM221 42L223 43V44H221ZM31 43H33V42H31ZM165 43H166V45H165ZM173 43V44H172ZM194 43V44H193ZM197 43V44H196ZM203 45H202V44ZM240 43V44H239ZM249 43L251 44V46L249 47ZM258 43V44H257ZM214 44H215V46L216 45H218L219 46V49H220V52H217L216 53V51L217 50H215L216 48H217V46H216V48L214 49ZM219 44H221V45H223L222 47H221V45H219ZM236 44H238L239 45V47H237V45ZM244 44L248 47H246V46H244ZM248 44V45H247ZM253 44H257L256 46H258L259 47V50H260V52L258 51V47L256 48V46L254 47L257 51H253L252 52V49L253 48H251L252 46H254ZM164 45V46H163ZM175 46V49H174V46ZM199 45H201V46H203V47H199ZM236 45V46H235ZM47 46H49V47H47ZM65 44H64V49H65ZM169 46V47H168ZM173 46V47H172ZM199 48H198V47ZM243 46V47H242ZM263 46V47H262ZM32 47V48H31ZM37 47V48H36ZM45 47H47V49L45 50V53L43 52V50H42V53L40 52L39 53V50L41 51V49H45ZM50 47H52V48H54V50H51L52 48H50ZM88 47V49H86ZM246 47V48H245ZM261 47H262V49H263V51H261L262 49H261ZM30 48V49H29ZM39 48V50H36V49H38ZM48 48H49V50H48ZM58 48V47H57ZM83 48H85L84 50H82ZM222 48V49H221ZM247 50V52L244 50ZM250 48V50H248ZM24 49V50H23ZM28 49V50H27ZM60 49V48H59ZM79 49V50H78ZM168 49H169V51L172 49V51H168ZM218 49V48H217ZM235 49V50H234ZM27 50V51H26ZM48 50V52L46 53V51ZM51 50V51H50ZM73 50V51H72ZM95 50V51H94ZM186 50V51H185ZM214 50V51H213ZM234 50V51H233ZM244 50V51H243ZM254 50V49H253ZM24 51V52H23ZM54 52V53H52L51 54V52ZM65 51V50H64ZM163 51H165L164 53H163ZM219 51V50H218ZM232 51V52H231ZM251 51V52H250ZM35 52V53H34ZM38 52V53H37ZM73 52V53H72ZM241 52V53H240ZM257 52V53H256ZM259 52V53H258ZM24 53V54H23ZM49 53V54H48ZM165 53H167V54H165ZM215 53V54H214ZM232 53H233V55H232ZM247 55H246V54ZM249 53V54H248ZM46 54V55H45ZM50 54H51V56L52 57H48V56H50ZM54 54H56V55H54ZM205 55V57H206V55L208 56V57H206L207 59H209V67H203L204 68V70H202L203 68H202V62H201V58H200V56L201 55ZM216 54H218V56H216ZM229 54H230V56H229ZM241 54V55H240ZM246 55V57L245 56H243V55ZM250 54H251V56H250ZM253 54V55H252ZM257 54V55H256ZM259 54H260V56H259ZM42 55V56H41ZM55 57H54V56ZM136 55H138V54H136ZM158 55V56H157ZM163 55V56H162ZM167 55V56H166ZM232 55V56H231ZM88 56H89V58H88ZM95 56H97V57H95ZM103 56V57H102ZM165 56V57H164ZM215 56L217 57V58H215ZM220 56V57H219ZM238 56H241L242 57V59L240 60V58L241 57H238ZM257 58V61H256V58ZM262 56V57H261ZM91 57V58H90ZM93 57H94V65H93V62L91 63V60L90 59H92V61H93ZM162 57V58H161ZM214 57V58H213ZM228 57H230L229 58V60L227 61V58ZM234 57V58H233ZM238 57V58H237ZM244 57V58H243ZM253 57H254V66L253 65H251V63H252V61H253ZM22 58V59H21ZM53 58H55V59H53ZM246 58V59H245ZM247 58H248V60L249 59H252V60H247ZM260 58H261V60H260ZM114 59H110V63H113L114 64V66H116V65H121V64H124V61L122 60V59H117L116 58V61L114 60ZM146 59H148L147 61H146ZM157 59V60H156ZM160 59H162V60H160ZM212 59H213V61H212ZM239 60L240 61V63H239V61H236V60ZM245 59V60H244ZM263 59V60H262ZM55 60L57 61V60H61V62H56V64L54 63L55 62ZM79 60H78V62H79ZM113 60H114V62H113ZM217 60V61H216ZM233 60H235V62L233 61ZM243 60H244V62H243ZM175 61V62H174ZM220 61H222V62H220ZM259 61H261V62H259ZM51 62V63H50ZM175 64H174V63ZM180 62V63H179ZM215 62H220L219 64L218 63H215ZM224 62V67H222V63ZM245 63V62H249V68H247V70H246V72L244 71L243 72V66L244 65H242L243 63ZM42 63H44V62H42ZM89 63H90V65H89ZM109 63V64H110ZM226 63V64H225ZM252 63V64H253ZM54 64V65H53ZM180 64V65H179ZM234 64H235V66H234ZM237 64L239 65V70H237V69H234L235 70V72L233 71V68L234 67H236L237 66ZM86 65H87V67H86ZM89 65V66H88ZM93 65V66H92ZM142 65H144V66H142ZM172 65V66H171ZM218 65V67H216ZM62 66H60L59 67V65H58V67H56L57 69H55L54 68V70H61V67ZM110 66H113V65H111L110 64ZM142 66V68H140ZM178 66H180V67H178ZM251 66V67H250ZM258 66V67H257ZM157 67H161V68H158L157 69ZM163 67V68H162ZM166 67H168V74H167V76H166V80L168 81L169 79V81H168V84L166 85V91L167 92H165V90H164V93H163V87L162 86H160V85H163L164 86V84H165V82H167L166 80H164L165 79V77H163L161 74H159V72H160V69L161 70H165L166 71ZM172 67V68H171ZM176 67L179 69H176ZM242 67V68H241ZM52 68H50V70H52ZM59 68V69H58ZM66 68V69H65ZM171 68V69H170ZM198 68H199V70H198ZM211 68V69H210ZM213 68V69H212ZM262 68V69H261ZM183 69V70H182ZM224 69V70H223ZM230 69H232L231 70V72H230ZM241 69V70H240ZM260 69V70H259ZM71 70H73V69H71ZM74 70V71H75ZM80 70H82V71H80ZM113 70V71H112ZM120 70V71H119ZM122 70V71H121ZM158 70V71H157ZM170 70H172V71H170ZM174 70V71H173ZM178 70V71H177ZM181 70V72H179ZM262 70V71H261ZM109 71H111L112 72V75H111V72H109ZM130 71V72H129ZM184 73H183V72ZM185 71L187 72V76H189V74H190V77L188 78V77H185L184 75H186V73H185ZM199 71V72H198ZM203 71H204V73H206V75L207 76H209L207 79L206 78H203V77H206V76H204V75H202V74H204L203 73ZM233 71V72H232ZM237 71H240V73L239 72H237ZM256 71L258 72L257 74H256ZM92 72H89V73H91L92 74ZM128 72V73H127ZM174 72H178V73H181L182 74V76H181V74H179L181 77H180V79L178 78V79H176V82H175V80H174V82H173V79L172 78H174L172 75H171V73L173 74ZM190 72V73H189ZM242 72V73H241ZM260 72H262V74H263V77H261L260 75H261V73ZM76 73V72H75ZM109 73V74H108ZM118 73V74H117ZM197 73H198V75H197ZM229 73H230V75H229ZM254 73V75H255V77L253 78V76L254 75H252ZM92 74V75H93ZM116 74H117V76L119 75L120 76V78L119 77H117L116 76ZM170 74V75H169ZM200 74V75H199ZM75 75V76H74ZM250 75H251V77H252V79H253V81H250V79L248 80V78L247 77H249L250 78ZM79 76V77H78ZM94 76H97V75H94ZM108 76V77H107ZM111 76H113V77H111ZM114 76L117 78V80L114 78ZM130 78H129V77ZM153 76V77H152ZM170 76V77H169ZM171 76H172V78H171ZM257 76H260L259 77V80L257 79V81H254V79H256V77ZM176 78L177 77H179L178 75H176L175 76ZM219 77V78H218ZM236 78V79H233V78ZM240 77V78H239ZM245 77V78H244ZM70 80H69V79ZM108 78L109 79H112V78H114L117 82H119V79H120V82L121 83H123L122 81H124V83L123 84H121L120 82L118 83L119 84V86L122 88L123 87V89H121V88H119V86L116 84L117 82H115L114 81V83H115V86H113V79H112V81L111 80H108ZM119 78V79H118ZM181 78H183V79H181ZM242 78V79H241ZM67 79V80H66ZM80 79V78H79ZM130 79V81H128ZM132 79V80H131ZM186 81H185V80ZM188 79H190L189 81H188ZM203 79H205L204 81H203ZM230 79H233L232 81H233V83H231V80ZM64 80H65V82H64V87L66 86L67 88H68V86L70 87V85H72L71 87H75V86H80V87H78V89L79 88H82V85H83V87L86 85L87 86V88L88 89H90L91 88V86L93 85V84H90L89 82L91 81H94V79L92 78V79H88L87 80V78L85 79V81H83V79H80V80H73L72 79V76H71V78H70V76H68L67 78H64ZM138 80H139V82H138ZM163 80H164V82H163ZM171 80H172V82L173 83H175V84H177V83H179L177 86H173V84L171 83ZM178 80V81H177ZM181 80L183 81H185V82H181ZM227 80H229V83H228V81ZM74 81H77V82H75V84H74ZM78 81H80V82H78ZM86 82V84L84 85V84H80V83H83V82ZM131 81H135V83H132ZM161 81V82H160ZM208 81V82H207ZM249 81V82H248ZM125 82H127V83H125ZM251 82V83H250ZM252 82H254V83H252ZM259 82H261V84L262 85H260L259 84ZM263 82V83H262ZM74 84V86H73V84ZM77 83H79V85L77 84ZM156 83V84H155ZM161 83V84H160ZM183 83V84H182ZM186 85H185V84ZM205 83V85H204V87H203V84ZM252 84L251 86V88H249L250 87V84ZM258 83V84H257ZM70 84V85H69ZM121 84V85H120ZM213 84V85H212ZM222 84V85H221ZM228 84H229V86H228ZM233 84V85H232ZM256 84V85H255ZM122 85H124V86H122ZM154 85V86H153ZM182 85V87H180ZM184 85V86H183ZM239 85V86H238ZM242 85V89H240V86ZM25 86V89L24 90H26V91H24V93H23V97H24V99L26 100V102L27 103H29L31 100H32V98L33 97H37V98H39V99H41L42 101H45V93L48 91V88H46L45 86H42L41 85V83H40V81L39 80H32V81H30V82H28V84L27 85H24ZM98 85H96L95 84V86H92V87H95V89H96V87H97ZM128 86V87H127ZM167 86H169L170 88L168 89V87ZM231 86V87H230ZM65 87V88H66ZM90 87V88H89ZM124 87L126 88L125 90H124ZM161 87V88H160ZM186 89H184V88ZM234 87L231 89V92H233V90H234ZM66 88V89H67ZM84 88H86V87H84ZM83 88V89H84ZM86 88V90L88 91V93L90 92V94L93 96L92 98L90 97L91 95H89V94H87V93H83V94H87V96H85V97H87V99H86V104H87V102L89 103L88 105H86L87 107L85 108V110H84V112H86L87 111V120L85 121V123L86 122H89V120H90V123H86V125H88L87 127L89 128V126H94V128L97 126L96 125V121L94 120V114H93V110H92V108H91V106L94 104L93 102V98L95 97V96H98L99 97V94H101L100 92H99V86L97 87V89L95 90L94 88V91L96 92V94H98V95H95L94 96V94H92V93H95L94 91L92 92V88L90 89V91L88 90ZM129 88H131V89H129V92L131 91L132 92V94H133V89H135V92H138V96L136 95L137 93H135L134 92V94L132 95V94H129V93H127L128 91H126V90H128ZM148 90H147V89ZM183 88V90H182V95H184L185 93V95H187V94H189L188 95V98H186V99H184L183 98V96H181L182 98H183V100H184V102H181V101H183V100H180V95H179V91H180V89H182ZM197 88V89H196ZM205 88V89H204ZM75 89V91H76V89L77 88H74ZM77 89V90H78ZM83 89H80V90H78V91H82ZM111 89V90H110ZM119 89H121V91L122 90H124V91H126L125 92V95L123 94L124 93V91H122V92H120L119 91ZM145 89H146V91L147 92H144L145 91ZM200 89H201V91H200ZM204 89V90H203ZM70 90V92H72V90L71 89H69ZM69 90H66V92H64V94L66 95V97H68V98H70V96H69V94H70V92H68ZM114 90H115V92H114ZM178 90V91H177ZM191 90V91H190ZM78 91H77V93H78ZM84 92H85V89L83 90ZM100 91L101 92H103V90H101L100 89ZM159 91V92H158ZM189 91V92H188ZM216 91H217V89H216ZM242 91L241 92H237V90H234V92H233V94L239 99L240 97H241V94H242ZM74 92V91H73ZM130 92V93H131ZM178 94H177V93ZM227 92V93H228ZM77 93L74 95V93H71L72 94V98H70L71 100L72 99H78L79 97H76L77 96ZM148 93H150L149 95L146 94ZM151 93H152V95H151ZM171 96L170 98H169V96H168V98H166V95H168V94ZM184 93V94H183ZM55 93H53V95H54ZM68 94V95H67ZM70 94V95H71ZM103 94H104V92H103ZM117 94H119V95H117ZM120 94H122V95H120ZM126 94H127V96H126ZM156 94H160L159 96L158 95H156ZM229 94V93H228ZM56 95V94H55ZM130 95V96H129ZM146 95V96H145ZM163 95L165 96V97H163ZM179 95V96H178ZM184 95V96H185ZM201 95H204V96H201ZM78 96H82V95H78ZM84 96V95H83ZM135 98H134V97ZM148 96V97H147ZM153 96L154 97H160V98H157V99H159V101L158 100H156L155 98V100H156V102L155 101H152V99H153ZM175 96H177V97H175ZM192 96V97H191ZM194 96V97H193ZM199 96H201V99H203L205 102H201V101H198V98H200ZM89 97H90V99H89ZM132 97V98H131ZM147 97V98H146ZM152 97V98H151ZM163 97V98H162ZM172 97L175 99V100H180V102H177L178 104L177 105H175L176 103H175V100H173L172 99ZM179 97V98H178ZM187 97V96H186ZM203 97V98H202ZM68 98H67V100H68ZM96 98L97 97H95V100H96ZM145 98V99H144ZM181 98V99H182ZM190 98H192L191 99V101H190V103H192V104H189L188 102H189V100H190ZM92 99V100H91ZM132 99V100H131ZM134 99H138V100H134ZM153 99V100H154ZM170 99H171V101L174 103V104H172V103H170L171 104V109L172 110H170L169 108H170V106L168 107V101L169 102H171L170 101ZM189 99V100H188ZM64 100H65V97H64ZM66 100V101H67ZM129 100H131V101H129ZM178 100V101H179ZM188 100V101H187ZM193 100H195V102L193 103ZM200 100V99H199ZM202 100V101H203ZM53 103H58L59 101L58 100H51ZM77 101V100H76ZM90 101V102H89ZM93 101V102H92ZM133 101H135V102H133ZM152 101V102H151ZM164 101V102H163ZM167 101V102H166ZM200 102V103H198L199 105H196L197 104V102ZM126 103V104H124V103ZM162 102H163V104H165V103H167V104H165L164 106L162 105ZM261 102V103H260ZM64 103H65V101H64ZM92 103V104H91ZM137 103V104H136ZM148 103H150V104H148ZM154 103V104H153ZM182 103H184V104H182ZM185 103H188V104H186L185 105ZM116 104V105H115ZM147 104H148V107L146 108V106H147ZM161 104V105H160ZM182 104V105H181ZM243 103H241L240 105H242ZM139 105V106H138ZM150 105L152 106V105H154V106H156L157 105V107L159 108V112H160V110H162L161 109V106H163V107H166V105H167V108H168V112L169 113H167V110H165V109H163L162 111L164 112V110H165V112L163 113V117H164V115H165V118H163V119H166V118H168L167 120H166V122L169 120V121H172V123H173V121L174 122H176V125H178L180 122V117L182 116H184V112L183 111H188V112H190L191 114H190V116H188V112H186V113H188L186 116H184L183 118L184 119H182V117H181V125H180V127H185L184 125H186V127L184 128L187 132V134L186 133H184L185 131H184V129H183V131H182V129L181 130H179V127H178V129L176 128V125L174 124V127L177 129H174V127L172 126V125H170L171 127H173V130H175L176 132H174L173 134V137H170V140L169 139H167L169 136H172V132L171 131H173L172 129H169L168 128V126H169V124H168V122H167V124L166 125H168V126H165V128H167V130L165 131L166 133H167V135H168V130H171L170 131V133H169V136H166L165 134H162L161 136H165V137H163V140H162V137L159 135V134H161L162 132H160V133H157V132H159V131H157L158 129H161L160 127L161 126H163V124L161 123V126H160V124H159V126L158 125H156L155 124V127H156V129L154 128V127H152V126H154L153 124L155 123V121H156V119H157V116H154V119H153V117H151L152 119H150L149 118V116L147 115V114H149L150 115V112L152 111V109L150 108ZM173 105L176 107V108H174L173 107ZM181 107H180V106ZM184 105V106H183ZM191 105H192V107L193 108H195L196 106H197V108L198 107H200V109L202 108V110H199V112H197L198 110H195V112L193 111L194 109L193 108H191ZM194 105H196L195 107H194ZM205 105V106H204ZM115 106V107H114ZM182 106H183V108H182ZM186 106V107H185ZM162 107V108H163ZM254 107V106H253ZM74 108V107H73ZM89 108V109H88ZM119 108V107H118ZM177 108H179V110H181V111H179ZM196 108V109H197ZM178 110V113H184L183 115H180L179 114V116H177L178 115V113H176V111ZM73 109H66V110H64V113H67L68 114V117H72L74 114H78L79 112L78 111H80L81 109H74L73 110V114H71V112L70 111H72ZM76 110V111H75ZM107 110H110V108H108L107 107V109H106V107L105 108H101V113L102 114H106L107 112H109V111H107ZM111 111L110 110V112L109 113H107V114H116L114 111ZM116 110V109H115ZM183 110V111H182ZM190 110V111H189ZM206 110H203L204 112L206 111ZM232 110V111H231ZM261 110H263V111H261ZM137 111H138V109H137ZM145 111V112H144ZM161 111V112H162ZM174 111V112H173ZM192 111H193V113H192ZM68 112H70V113H68ZM147 112V113H146ZM202 113V114H200V115H203L204 114V116H205V114H207L206 116H209V112H210V110H209V112H205V113ZM225 112V111H224ZM231 112H235V114H233V113H231ZM256 112V111H255ZM260 112H261V114H260ZM263 112V113H262ZM4 112H2V110H0V121L1 120H3V116H4V114H3ZM143 113V114H142ZM167 113V114H166ZM174 113H176V115L174 114ZM195 113V114H194ZM162 114V113H161ZM169 114V115H168ZM231 114H233V116L231 117ZM168 115V116H167ZM170 115L171 116H173L172 117V119L173 120H170L169 118H171L170 117ZM194 115H196L195 116V121L197 120V121H199V122H195L196 124H194L193 125V123H192V119H193V116ZM261 116V118H260V116ZM9 115L8 114H6V116L5 117H8ZM142 116V117H141ZM147 117L146 118V120H145V118L144 117ZM161 116V117H162ZM178 118H177V117ZM187 116H188V118H187ZM203 116V117H204ZM205 116V117H206ZM220 116H224V117H221L220 118ZM257 116V117H256ZM28 117V116H27ZM131 117H132V119H131ZM159 117H160V115H159ZM175 117L177 118V120H179V121H176L175 120ZM192 119H191V118ZM198 117H200V118H198ZM216 117V119H214ZM228 117H230V119H228ZM9 118V117H8ZM93 118V119H92ZM186 118V119H185ZM251 117L249 116V118H246L247 120L249 119V120H251L250 119ZM30 119V120H29ZM68 118H66V120H67ZM141 119H143V120H141ZM150 119V120H149ZM189 119H191V121L189 120ZM198 119H201V120H198ZM206 119H207V117H206ZM228 119V120H227ZM232 119V120H231ZM245 119V120H246ZM92 120H94V121H92ZM190 122H189V121ZM213 120V121H212ZM216 120V121H215ZM226 120H227V122L228 123H226ZM26 122H25V124L23 123V125H29L30 123L29 122H32L33 121V118H27V120H25ZM29 121V122H28ZM148 121V122H147ZM150 121V122H149ZM182 121H183V124L184 123H186V122H184V121H188L190 124L192 123V128H190L191 127V125L187 122L186 124H184V125H182ZM207 121V122H206ZM210 121V122H209ZM219 121V122H218ZM220 121H222V122H224V124L223 123H220ZM91 122H92V124H91ZM177 122H179V123H177ZM204 123V125H202L203 123ZM206 122V123H205ZM231 122H233V123H231ZM13 124H12V127H13V129L14 130H18V128H19V124H18V122H17V120H13V122H12ZM147 123V124H146ZM169 123H171V122H169ZM199 123V125H200V127L201 128H199V126L197 125ZM210 125H209V124ZM188 124H189V128H188ZM207 124V125H206ZM84 125V124H83ZM79 126L78 128H80V127H85V126ZM129 125H131V126H129ZM165 125V124H164ZM178 125V126H179ZM169 126V127H170ZM203 126V127H202ZM220 126V127H219ZM74 126H72V127H68V128H66V133H64V136H69V137H75V138H81V137H83V138H85V141H88V143H90V138L89 137H91V136H93V132H91V129L93 130L94 128L92 127H90L89 129L88 128H80V130L77 128V127H75L76 128V130L73 128ZM149 127H151L150 129H149ZM170 127V128H171ZM198 127V128H197ZM207 127H208V129L210 130V131H208L207 130ZM17 128V129H16ZM127 128V129H128ZM154 128V129H153ZM164 128V129H165ZM153 129V130H152ZM163 128L161 129V131H163L164 130ZM197 129H198V131H197ZM214 129V130H215ZM152 132H151V131ZM203 130V132H202V134H200L201 133V131ZM257 130H260L259 132H261L262 130H263V132L262 133H260L259 134V132L257 131ZM89 131V132H88ZM154 131V132H153ZM155 131H157V132H155ZM177 131H182L181 133H177ZM164 131H163V133H165ZM195 132V133H194ZM198 132V133H197ZM209 132V133H208ZM216 132V131H215ZM88 133V134H87ZM92 133V134H91ZM139 134V136H138V134ZM185 134L184 136H182L181 134ZM207 133V134H206ZM257 133V134H256ZM66 134V135H65ZM69 134V135H68ZM151 134V135H150ZM155 134H157L156 136H154ZM177 134V135H176ZM209 134V135H208ZM83 135V136H82ZM91 135V136H90ZM129 136L131 135V134H128ZM199 135V136H198ZM204 136V135H207V136H204V137H202V136ZM255 135V136H254ZM131 136V137H132ZM198 136V137H197ZM201 136V141L199 140V137ZM209 136H211V137H209ZM137 137L139 138V139H137ZM156 137V138H155ZM159 137H161L160 138V140H158L159 139ZM167 137V138H166ZM184 140H183V139ZM198 138V140L200 141L199 142V144L198 145H196V139ZM87 139V140H86ZM127 139H128V141H127ZM169 140L167 143H166V140ZM230 139L232 140V141H230ZM253 139V138H252ZM130 140V141H129ZM193 140H195V141H193ZM256 140H257V142H264V139H262V140H260V138H258V139H255V142H256ZM84 141V142H85ZM123 143H122V142ZM156 141V143H154ZM204 143H203V142ZM128 144H127V143ZM194 142V143H193ZM202 142V143H201ZM213 143V144H211V143ZM253 142H254V139H253ZM87 143V142H86ZM87 143V144H88ZM130 143V144H129ZM191 143H193L192 145H191ZM210 143V144H209ZM215 143V144H214ZM187 144V145H186ZM124 145H125V147H124ZM137 145H138V147H140L139 149H142L141 151H139V149H137L138 147H137ZM144 145L148 148V149H143L144 148ZM155 145H157V148H158V150L155 148L156 146ZM163 145V146H162ZM196 145V146H195ZM203 145V146H202ZM192 146V147H193ZM205 146V147H204ZM124 147V148H123ZM126 147H128L127 149H128V151L126 150ZM145 147V148H146ZM197 147V148H196ZM155 148V149H154ZM162 148V149H161ZM124 149L126 150V152H123L124 151ZM151 149H154V150H151ZM161 149V150H160ZM250 149V150H249ZM249 149L247 148L246 149V151H248V153H251L252 151H253V149H252V147H249ZM252 149V150H251ZM89 149H87L86 150V152L88 151ZM218 150V149H217ZM229 150V152H231ZM90 151V150H89ZM139 151V152H138ZM145 152V154L146 153H149V152ZM155 151V152H154ZM219 151V150H218ZM228 151V150H227ZM255 152V153H254ZM254 152H252L253 154V158L250 156L249 158V162H248V164H247V166H248V168L250 169V170H253L255 173H256V175H260V176H262L264 173H263V170H262V167L260 166V164H261V154H260V152H257V151H254ZM257 152V153H256ZM121 153V152H120ZM260 154V156H259V154ZM256 159V160H255ZM254 160V161H253ZM115 161V160H114ZM109 162L111 163V162H113V160L112 161H110V159H109ZM114 163V162H113ZM117 166H120V164L118 165L117 163H115V166L113 165V167H115V168H113V169H111L110 170V174H111V177H112V179L113 180H116L117 179V169L118 168H116ZM249 173V172H248ZM178 176H179V181L177 182V184H172V186H169V184H138L137 186H138V188H141V192H142V194H141V192H140V194H139V197H137L136 199H137V202H145L146 204H150L151 205V207H150V210L148 211V212H146L145 214V216L147 217L148 216V214H153V211L155 212L156 210H158L157 211V213L160 211L159 209H160V207H159V205H161V204H163V206H164V208H165V205H166V207L169 209V210H171V208H173V209H175V208H177V203H179L178 201H180V195H189V192L188 191H190V190H193V189H195V187H193V184H187V185H185V184H182V182H184L183 181V175L181 174H178ZM181 178V179H180ZM146 185H147V187H146ZM174 185H175V187H174ZM183 185H185V186H187V187H183ZM196 186H197V184H195ZM202 186H203V184H201ZM205 185H207V184H205ZM204 185V186H205ZM231 185H234L235 187H233V188H231V189H223V187L221 188V187H219V186H217V184L215 185V187L214 188H210L209 186H207V188H204V189H202L201 190V192H200V195H202L201 197H204L205 195H210V194H212V192H218V193H220V194H225V196H226V198L225 197H223L224 199L222 200V201H225V200H227L229 203H232L231 205H233V206H231V208H234L235 210H229V212L231 211L232 213H229L228 211V213L227 212H225L224 213V204H223V206H222V203H221V205H219V203H218V206L220 207L221 206V210L222 211H220V209H219V207L217 206V202H218V200L220 201V202H222L221 201V198H218V200H215L216 201V204H214V207L217 209V207H218V209H219V212L218 213H216V215L218 214V216H224V215H227L228 216V214H230L228 217H224L222 220H219V222H221V223H218V221L216 222L215 220H209L208 222L206 221H201L199 224H201V226H199V229L202 231L201 233H199V232H193V234L191 235V232H192V230H193V228L191 227V225L193 226V224H192V221L190 222V223H188V222H186V224L187 225H184L183 223H181L179 226H178V224H171V221H170V216H171V219L172 218H174V217H176L175 215L177 214L178 216L179 215H181V213H178L179 211V209L178 208H180L179 206H178V210L175 212H172V211H170V212H168V210L165 208V210H163L165 213H163V215H165V216H163L162 214H161V216H162V218H161V216L160 215H157V216H160V217H157L156 215H155V213L153 214V215H155L156 217H157V219L155 220L156 222L155 223H157V224H161V223H163L165 220H168V226H165V227H163V226H161V229L160 230H158V240H148V241H145L143 244H138V242H137V251H138V254H140V255H142L143 254V263H136V264H243L244 262H245V257L248 255V254H250L249 252H248V250H247V248H246V246L245 245H243L242 243H240V242H238V238H237V236H238V234H240L242 231H243V229H242V226L243 225H252L254 222L256 223V222H259V224L261 225V228H260V230L262 231V230H264V222H262V220L264 219V198L262 197V199L261 198H256L257 196L259 197V192L261 193V194H263V196H264V191L262 192V190H263V188H262V190L259 188L260 186H258L257 184H249V186L247 187V185H245V184H240V185H238V184H231ZM250 185H251V187H250ZM261 185V184H260ZM198 186H200L199 184H198ZM202 186H200V187H202ZM244 186H246V187H244ZM262 186H264V184L263 185H261V187ZM144 187V188H143ZM182 187H183V190H181L180 191V189H182ZM192 187V188H191ZM254 187H258L259 189H260V191H259V189L257 188H255L254 189ZM188 188V189H187ZM190 188V189H189ZM150 189V190H149ZM177 191H179L178 193H176ZM226 191L228 192V193H226ZM100 192H103V190H100ZM234 192H235V194L237 193L238 194V197H237V195H235V198H233V196L231 195V194H234ZM253 192H255L254 194H253ZM258 192V193H257ZM155 193V194H154ZM162 193H164V194H162ZM248 193H251V195H249ZM102 194V193H101ZM145 194V198H144V196H142V195H144ZM151 194H152V196H151ZM247 194V197L250 199V197H251V199L250 200H248L247 201V198H245V197H243V195H246ZM253 194V195H252ZM147 195V196H146ZM174 195V196H173ZM166 197H169V198H166ZM190 198H191V195L189 196ZM200 197V198H201ZM227 197H228V199H227ZM237 197V198H236ZM254 197V198H253ZM189 198V199H190ZM205 198H207L208 200H209V197H206L205 196ZM212 198V197H211ZM169 199V200H168ZM259 199V200H258ZM192 200V199H191ZM149 201H150V203H149ZM193 201V200H192ZM211 201V200H210ZM212 201H214V198L212 199ZM251 201V202H250ZM260 202L259 204H260V206L259 207H257L258 205L257 204H254V203H257V202ZM263 201V202H262ZM153 202V203H152ZM164 202V203H163ZM166 202V203H165ZM188 202V201H187ZM245 202H248V204H245ZM250 202V203H249ZM252 202H254L253 203V206L254 205H257L256 207H253L252 206ZM165 204V205H164ZM180 204H182V203H180ZM251 204V205H250ZM263 204V205H262ZM158 207H157V206ZM177 205V206H176ZM192 205H194L195 207H197L195 204H193V202L191 203V204H186V206H185V209L186 208H188L189 210H190V208L192 209V208H194V210H195V207L194 206H192ZM245 205H247L246 207H245ZM162 206V205H161ZM162 206V207H163ZM192 206V207H191ZM228 206H230V205H228ZM248 206H250V207H248ZM252 206V207H251ZM155 207H157V208H159V209H156ZM244 207H245V209H244ZM260 207H263L262 209L260 208ZM182 208V207H181ZM180 208V209H181ZM261 209L260 211L261 212H255L257 209ZM162 209V208H161ZM241 209H244L245 211L243 212V210H241ZM246 209H248V211H246ZM259 209H258V211H259ZM240 210V212H238V213H236V211H239ZM250 210V211H249ZM253 210H254V212H253ZM262 210H263V212H262ZM162 211V210H161ZM192 211H193V209H192ZM241 211H242V213H241ZM222 212V213H221ZM234 212V213H233ZM246 212H248V213H246ZM251 212V213H250ZM161 213V212H160ZM220 213V214H219ZM250 213V214H249ZM159 214V213H158ZM232 214V215H231ZM215 215V216H216ZM117 217H118V215H116ZM174 216V217H173ZM217 216V217H218ZM169 217V218H168ZM255 217V218H254ZM260 217V218H259ZM160 218V219H159ZM225 218H227V219H225ZM257 218L260 220L261 218H262V220H258V221H255V220H257ZM163 219V220H162ZM214 221V222H213ZM264 221V220H263ZM177 223V222H176ZM210 223H212V224H210ZM216 223H218V224H216ZM254 223V224H255ZM116 224L118 225V226H121V224H122V221L121 220H117L116 221ZM171 224V225H170ZM188 224L190 225V227L191 228H189V226H188ZM214 224V225H213ZM177 225V226H176ZM184 225V226H183ZM188 228H187V227ZM187 228V229H186ZM190 229V230H189ZM207 229V231H205ZM166 230H167V232H166ZM189 230V231H188ZM262 233H264V231H262ZM208 235H210L209 237H211V238H208ZM215 235H217V236H225L226 237V241H225V244H226V246L224 247V249H226L227 248V252H226V257H225V259H222L221 258V256H219V255H215L216 253H213V252H200V249L199 248H201V247H208L209 246V243H210V240L213 238L214 239V236ZM100 237V238H99ZM98 237V241L100 242V243H102V244H104V245H107V248L109 249V251H117V249H118V242L115 240L114 241V239L112 238V237H110V236H107L106 238L107 239H105V237H103V236H99ZM102 237V238H101ZM130 238V237H129ZM264 238V235L260 238V239H263ZM188 239H191V242H189V243H187L186 244V241L185 240H188ZM111 240H113L114 242L113 243H110V241ZM185 241V242H184ZM131 242V241H130ZM133 242V241H132ZM133 243H136V242H133ZM264 261V260H263ZM118 264V263H117ZM247 264V263H246ZM260 264H262V263H260ZM264 264V263H263Z\"/></svg>",
    "mask_w": 264,
    "mask_h": 264
},
{
    "label": "built area",
    "instance_id": "2783aa9c",
    "mask_svg": "<svg viewBox=\"0 0 264 264\" xmlns=\"http://www.w3.org/2000/svg\"><path fill=\"white\" fill-rule=\"evenodd\" d=\"M113 242H114L113 240L110 241V243H113Z\"/></svg>",
    "mask_w": 264,
    "mask_h": 264
}]
</instances>
